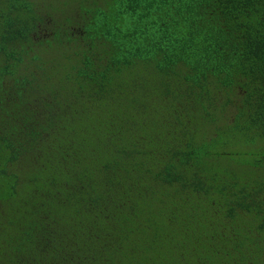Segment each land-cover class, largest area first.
<instances>
[{"label":"trees","instance_id":"1","mask_svg":"<svg viewBox=\"0 0 264 264\" xmlns=\"http://www.w3.org/2000/svg\"><path fill=\"white\" fill-rule=\"evenodd\" d=\"M0 264H264V0H0Z\"/></svg>","mask_w":264,"mask_h":264}]
</instances>
